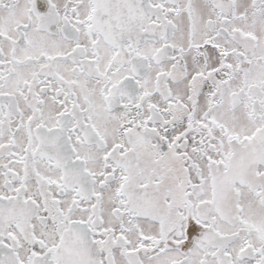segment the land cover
Wrapping results in <instances>:
<instances>
[{"label":"snow or ice","instance_id":"1","mask_svg":"<svg viewBox=\"0 0 264 264\" xmlns=\"http://www.w3.org/2000/svg\"><path fill=\"white\" fill-rule=\"evenodd\" d=\"M0 264H264V0H0Z\"/></svg>","mask_w":264,"mask_h":264}]
</instances>
